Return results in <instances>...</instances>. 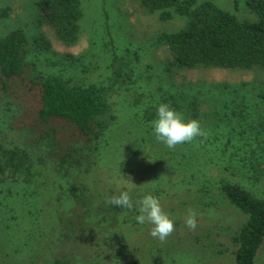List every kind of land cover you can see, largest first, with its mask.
<instances>
[{
  "label": "trees",
  "instance_id": "1",
  "mask_svg": "<svg viewBox=\"0 0 264 264\" xmlns=\"http://www.w3.org/2000/svg\"><path fill=\"white\" fill-rule=\"evenodd\" d=\"M81 2L35 0V7L40 17L54 27L58 38L73 45L81 33ZM140 2L163 20L175 14L185 18L182 28L161 32L153 38L154 44L167 45L177 67L264 68V0L244 1L252 18H240L210 0ZM234 2L236 4V0ZM7 15V10L0 7V21ZM28 40L26 32L19 27L0 31V95L5 98L6 109L11 111L10 129L23 136L21 144H0V191H5V198L10 197L21 206L30 202V208L26 206V209L32 213L34 207L35 217L40 208L36 197L43 191L48 193L43 202L50 210L48 219L55 221L52 227L58 226L59 239L70 244L66 258H55L54 264H95L96 261L123 264L115 254L104 258L105 249L100 246L94 252L85 251L84 261L72 257L81 248L84 238L94 235L95 229L100 237L109 240L116 234L114 230L122 226L137 227L135 208L129 211L103 200L94 209L88 187L80 177L87 176L112 154L125 157L124 166H128L129 171V165L137 159L148 156L163 160L162 165L173 175L174 187L191 193L193 201L197 199L199 205L205 204L207 208L215 205L209 196L216 189L219 199H225L246 216L229 235L235 244L234 264H254L264 238V196L225 175L213 182L215 177L208 170L223 166L228 175L240 173L254 178L262 175L264 80L259 84L184 82L159 84L153 90L149 86L139 88L131 59L114 52L101 79L79 82L73 70L68 69L69 65L63 63L64 58L53 61L52 70L40 68L30 55ZM46 42L42 34L33 37L37 50L36 45ZM120 92H128L130 103L138 105L139 109L137 123H133L131 117L129 131L115 134L111 132L118 119L115 96ZM161 103L170 105L183 119H197L200 124L209 114L221 130L206 131V139L198 137L192 144L169 149L157 141L151 126ZM35 151L38 155L33 157ZM121 161L117 164L120 168ZM41 165L48 166L42 168ZM50 170L57 177L41 179L45 176L38 175ZM57 187L59 190L55 192ZM145 191L141 184L133 187V201L143 197ZM185 193L182 196L180 192L181 208L178 204L173 217L176 225L190 208L186 206ZM17 198L24 201L21 203ZM37 229H32V233ZM98 239L109 247L108 240ZM178 245L166 244L165 255L169 256L177 247L179 250Z\"/></svg>",
  "mask_w": 264,
  "mask_h": 264
},
{
  "label": "rangeland",
  "instance_id": "2",
  "mask_svg": "<svg viewBox=\"0 0 264 264\" xmlns=\"http://www.w3.org/2000/svg\"><path fill=\"white\" fill-rule=\"evenodd\" d=\"M81 1L83 8L80 21L81 33L79 40L73 45L63 43L54 27L40 17L41 14L35 7V0H0V7L6 9L8 14L0 21V31L15 27L22 28L29 39L27 46L30 55L38 62L40 68L52 70L53 61L64 58L63 63L69 65L68 69L73 70L75 79L79 82L101 79L107 72L114 52L131 59L138 74L139 88L149 86L153 90L159 84L184 82L259 84L264 80V68L260 66L225 68L200 65L179 68L174 65V56L167 45L154 44L153 38L161 32L182 28L185 18L180 15L175 14L171 19L163 20L157 12H149L140 0ZM210 1L229 9L240 18L253 17L244 5L245 0H236V4L234 0ZM39 34H42L47 42L36 45L39 48L37 50L33 44V37ZM115 97L118 119L111 132L122 134L129 131L132 125L129 121L131 117L133 123H137L139 107L130 103L131 97L128 92H120ZM4 101L5 98L0 95V144L6 146L21 144L22 134L9 127L11 111L6 109ZM205 109L208 110L207 107ZM201 125L205 131L221 130V126L216 125L209 114L205 116ZM37 155V151L33 152V157ZM147 157L141 158L142 160L137 159L136 163L129 165L131 168L129 171L128 166H124L126 161L123 160L126 158L112 154L110 158H104L87 176H80L88 187L87 193L92 199L93 208L97 209V205L106 198L135 187L131 186V181L136 186L141 184L144 191L146 190L145 194L157 196L165 212L175 218L177 205L179 204L181 208L180 197L185 192L178 191L174 187L173 175L166 165H162L163 160ZM118 161H121L119 163L121 168L117 166ZM38 166L39 164L36 163L35 167ZM47 166L41 165L42 168ZM222 168L223 166H219L208 170L215 177L212 179L213 182L225 175L242 183L254 193L264 196V171L260 177L254 178L240 173L228 175ZM53 170L41 171L42 173L39 172L38 175L45 176L41 179L57 177ZM13 185L16 187V184ZM52 185L53 181L49 183L50 187ZM56 185L57 183L54 184ZM57 189L59 190L57 187L54 191L56 192ZM173 192H176V195H173ZM6 195L5 191H0V264H54L55 258L61 260L66 258L70 244L59 239L58 226L52 227V222L55 221L48 219L50 210L47 205H43L48 193L43 191L36 197L40 202L37 217L34 215V207L32 213L26 209V206L30 208V202L22 203L24 199L17 198L24 205L21 206L16 200L5 198ZM191 195L185 193L184 199L186 206L197 214L198 226L194 231L185 226L184 218H181L179 224H175L174 232L163 243L149 235L151 227L149 224L138 223L137 227H116L118 229L113 232L116 234L109 240L100 237L98 230L95 229L94 235L84 238L81 248L72 257L77 256L84 261L85 251L94 252L96 247L100 246L105 249L104 258H111L115 254V258L121 260L123 264H234L235 244L232 243L229 235L245 220V214L239 212L225 199H219L216 189H213V193L209 196V200L215 203L210 208L205 204L199 205L197 199L193 201ZM37 227L41 228L39 232ZM35 228L37 232L32 233V229ZM98 238L108 240L109 247ZM172 242L176 245L179 242L183 243L178 245L179 250L177 247L167 256L163 247ZM95 264H107V262L96 261ZM254 264H264V238L256 253Z\"/></svg>",
  "mask_w": 264,
  "mask_h": 264
},
{
  "label": "clouds",
  "instance_id": "3",
  "mask_svg": "<svg viewBox=\"0 0 264 264\" xmlns=\"http://www.w3.org/2000/svg\"><path fill=\"white\" fill-rule=\"evenodd\" d=\"M151 126L157 141L173 150L178 145L192 144L198 137L207 138V132L197 119H183L181 114L167 103L157 106L156 118L151 122ZM130 184L136 186L131 181ZM105 203L129 211L135 208L138 212L135 216L136 221L141 225H151L149 235L161 243L165 242L175 230L174 219L165 212L160 199L153 194H145L133 201L129 188L118 195L106 198ZM184 224L192 231L197 228V214L193 209L187 210Z\"/></svg>",
  "mask_w": 264,
  "mask_h": 264
}]
</instances>
